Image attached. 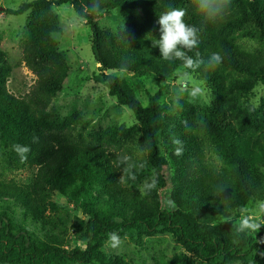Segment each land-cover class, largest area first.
<instances>
[{
	"label": "trees",
	"instance_id": "obj_1",
	"mask_svg": "<svg viewBox=\"0 0 264 264\" xmlns=\"http://www.w3.org/2000/svg\"><path fill=\"white\" fill-rule=\"evenodd\" d=\"M62 4L89 26L101 67L95 79L133 113L132 126L93 130L82 113L55 109L72 70L53 37L62 32L53 8ZM169 6L184 8L185 22L199 29L188 53L205 61L199 67L165 61L153 46ZM28 12L22 61L36 81L27 94L8 90L12 65L0 49V264H133L106 253L112 232L138 243L170 235L183 251L154 264H264V235L227 220L264 202V0H232L216 23L202 21L193 0H32L5 9ZM114 12L125 18L115 32L99 24ZM212 52L222 63L206 69ZM178 70L204 81L209 104L178 99L183 108L167 111L161 98ZM106 71L155 80L158 90L146 91L144 106ZM14 144L31 147L26 162ZM23 170L31 172L25 182L14 177ZM54 195L80 212L72 223Z\"/></svg>",
	"mask_w": 264,
	"mask_h": 264
},
{
	"label": "rangeland",
	"instance_id": "obj_2",
	"mask_svg": "<svg viewBox=\"0 0 264 264\" xmlns=\"http://www.w3.org/2000/svg\"><path fill=\"white\" fill-rule=\"evenodd\" d=\"M32 0H0V49L5 51L9 63L12 65V72L8 78L7 88L16 96L27 94L34 86L36 75L22 61L23 39L28 27L30 13L20 16H10L5 9H16L24 2ZM58 16L62 32L53 34L58 43L59 51L66 57L71 70L64 89L58 94L53 102L55 109L63 117L69 116L72 112H80L84 120L90 123V128L100 130L112 124L132 126L135 123L133 113L124 106L117 104L115 98L111 97L108 88L98 82L95 76L100 73L101 67L95 59L92 48V32L85 20L79 18L70 4H62L53 8ZM102 28L111 31H119L125 25V18L119 13L104 14L99 19ZM127 81L134 87L137 97L145 106L148 99L146 91L155 92L158 90L157 82L152 79L141 80L132 73L123 71H106ZM168 87L164 90L161 101L166 104L167 111L177 113L183 108L177 100L196 102L202 106L210 103L211 91L205 86L204 81L197 79L192 74L178 70L174 78L166 83ZM200 86L203 92L196 98H191L188 93L195 87ZM260 96L263 91H259ZM174 111V112H172ZM264 171V167H263ZM31 172L23 170L15 174V178L27 181ZM60 205L66 207L71 215L70 222L74 221V215L80 212L74 209L73 204H68L67 199L54 195L53 197ZM264 202L250 203L243 213H232L227 220H232L239 229L240 221L247 216L254 223H259L260 228L256 231H244L253 237L264 235V212H261L260 205ZM122 243L119 247L113 248L110 243L106 245V253L109 255H123L133 264H154V260L165 255L167 258L183 249L168 234H157L151 237H143V243H138L130 238H120ZM82 245V243H75ZM201 264H210L202 262ZM231 264H241L234 261Z\"/></svg>",
	"mask_w": 264,
	"mask_h": 264
},
{
	"label": "clouds",
	"instance_id": "obj_3",
	"mask_svg": "<svg viewBox=\"0 0 264 264\" xmlns=\"http://www.w3.org/2000/svg\"><path fill=\"white\" fill-rule=\"evenodd\" d=\"M196 13L202 18V21L216 23L226 16V10L231 7L232 0H193ZM186 11L184 8L169 6V8L159 15L157 23L159 25V38L153 41V46L159 48L162 58L165 61L173 59L182 61L184 68H193L194 64L199 67L204 64V60L194 62L188 55L199 45V29L195 25L185 22ZM125 27V26H124ZM186 50V51H185ZM199 56V53H197ZM223 57L218 52H212L207 59V68H212L222 63ZM203 88L200 86L193 87L188 95L196 98L201 95ZM33 142H37V138ZM174 144L182 145L178 138L174 139ZM12 150L19 156L21 163L28 159L31 147L24 144H14ZM176 155H182V147H177ZM261 212H264V203L260 205ZM260 228L259 223H254L247 216L243 217L239 224V230L256 231ZM111 247L117 248L122 243L118 233L108 234Z\"/></svg>",
	"mask_w": 264,
	"mask_h": 264
}]
</instances>
